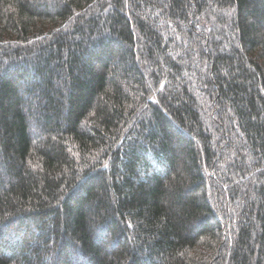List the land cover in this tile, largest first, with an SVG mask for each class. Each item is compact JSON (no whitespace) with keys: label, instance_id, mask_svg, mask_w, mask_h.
Segmentation results:
<instances>
[{"label":"trees","instance_id":"trees-1","mask_svg":"<svg viewBox=\"0 0 264 264\" xmlns=\"http://www.w3.org/2000/svg\"><path fill=\"white\" fill-rule=\"evenodd\" d=\"M0 264H264V0H0Z\"/></svg>","mask_w":264,"mask_h":264}]
</instances>
